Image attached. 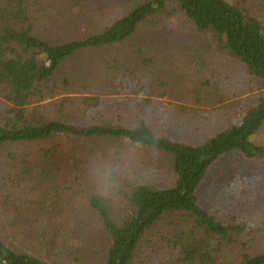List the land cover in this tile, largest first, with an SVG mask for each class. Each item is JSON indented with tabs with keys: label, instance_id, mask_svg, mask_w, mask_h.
I'll return each mask as SVG.
<instances>
[{
	"label": "rangeland",
	"instance_id": "374dc122",
	"mask_svg": "<svg viewBox=\"0 0 264 264\" xmlns=\"http://www.w3.org/2000/svg\"><path fill=\"white\" fill-rule=\"evenodd\" d=\"M135 1L138 0H27L33 9L37 35L49 42L73 41L98 33L130 10ZM230 1L246 9L264 30V0ZM174 11L155 18L153 27L144 25L124 44L78 54L60 72L58 93L36 108L43 111L47 106L54 110L68 100L72 108L66 113L79 126L135 127L144 119L158 134L189 144L205 143L237 123L244 106L252 102V94L236 91L237 95L232 96L230 86L226 87L231 72L226 54L209 48L206 39L195 31L186 33L182 12L178 7ZM92 54L99 62L103 57L109 61L110 74L106 78H93L90 69L84 68L89 67L87 61ZM212 73L216 75L213 82H220L222 91L218 89L212 96L213 104L207 98H200L198 103L194 91ZM79 78L80 82L71 86L64 84V79L71 82ZM87 98H100L107 105L91 109L84 103ZM137 106L140 109L133 111ZM5 108L0 96L1 116ZM254 141L264 147V127ZM41 147H57L68 155L76 152L74 164L60 181L65 196L59 204L62 213L53 228L51 223L28 215L26 206L14 205L19 196L12 188L20 181L14 167L21 166ZM41 147L18 144L0 152V235L10 248L37 256L48 264H104L110 241L91 207L92 196L102 197L114 220L121 224L131 213L129 200L135 186L166 189L176 181L172 156L127 140L58 137ZM200 196L205 207L223 220L246 226L238 237V245L244 242L251 255L264 252V159L247 160L240 154L224 157L210 171ZM180 219L178 215L170 216L151 230L133 264L171 263L174 239L182 229ZM58 227L67 237L86 242L87 252L78 255L61 252V248L52 251L49 240H53ZM39 238H48L49 243ZM239 246L216 254L218 264H232L234 256L239 255Z\"/></svg>",
	"mask_w": 264,
	"mask_h": 264
},
{
	"label": "trees",
	"instance_id": "16d2710c",
	"mask_svg": "<svg viewBox=\"0 0 264 264\" xmlns=\"http://www.w3.org/2000/svg\"><path fill=\"white\" fill-rule=\"evenodd\" d=\"M177 7L187 22L186 33L195 31L206 39L209 48L214 47L217 52L226 54L231 64L226 87L230 86L232 96L240 91L252 94L249 96L252 102L244 106L237 123L205 143L189 144L158 134L141 117L140 124L135 127L79 126L75 118L66 113L72 108L68 100L54 110L47 106L43 111L36 108L35 105L58 93L60 72L78 54L124 44L144 25L153 27L155 18L169 16ZM33 17L32 6H28L27 0L0 1V96L6 105L0 115V152L6 146L37 144L41 147L54 138L69 137L79 141L127 140L173 158L175 184L166 189L135 186L129 200L131 213L121 224L114 220L102 197L92 196L91 207L98 214L110 241L104 264H133L146 235L173 215L181 217L182 229L174 239V260L166 264H218L216 254L226 249L229 252L239 249V245V255L234 256L232 264H264V252L251 255L244 242L238 245V237L244 234L246 226L223 220L205 207L200 196L210 171L224 157L240 154L247 160L264 159V147L254 141L264 127L262 24L251 19L240 4L230 0H138L130 10L98 33L73 41L49 42L37 35ZM87 64L89 67L84 68L90 69L93 78L99 76L103 79L110 74V63L104 57L99 62L92 54ZM211 75L207 81L199 82L202 86L194 91L198 103L200 98H207L209 104H213L212 96L220 89V82H213L216 75ZM87 78L91 81L90 77ZM78 82L80 78L71 82L64 79L66 86ZM84 103L91 109L107 105L100 98H87ZM138 104L145 109L142 103ZM123 107L122 103L121 110ZM31 155L21 166L14 167L20 179L12 188L19 196L14 205L26 206L28 215L42 219L46 224L51 223L53 228L58 222V214L62 213L59 204L65 196L60 181L66 169L74 164L76 152L68 155L57 147H41ZM54 230L55 236L49 240L52 251L61 248V252L78 255L87 252L86 242L67 237L62 227ZM39 239L48 242V238ZM0 264L48 263L37 256L15 251L0 235Z\"/></svg>",
	"mask_w": 264,
	"mask_h": 264
}]
</instances>
